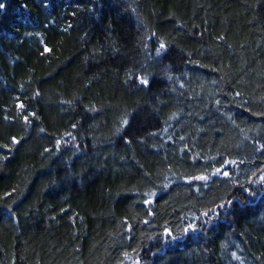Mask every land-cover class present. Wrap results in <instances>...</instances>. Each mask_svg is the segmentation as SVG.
I'll use <instances>...</instances> for the list:
<instances>
[{
  "label": "trees",
  "instance_id": "obj_1",
  "mask_svg": "<svg viewBox=\"0 0 264 264\" xmlns=\"http://www.w3.org/2000/svg\"><path fill=\"white\" fill-rule=\"evenodd\" d=\"M0 3V264H264V0Z\"/></svg>",
  "mask_w": 264,
  "mask_h": 264
},
{
  "label": "snow or ice",
  "instance_id": "obj_2",
  "mask_svg": "<svg viewBox=\"0 0 264 264\" xmlns=\"http://www.w3.org/2000/svg\"><path fill=\"white\" fill-rule=\"evenodd\" d=\"M44 6L47 7L48 5L45 4ZM4 8H5V4L0 3V9H4ZM166 47L167 46L163 42H161L159 44V47L156 49V55L157 56H160L162 54V51L165 50ZM44 51L45 52H48V51H50V49H48L47 47H45ZM135 79L138 80V82H139V84L141 86H150V83L151 82L147 78H145V77H136ZM237 95H239V93H237ZM217 103H219V101H217ZM18 107L24 108V105L23 104H18ZM25 120H27V117H25ZM128 124H129V120L128 119H124L122 121V125L123 126L126 127ZM117 131L119 132L120 129H118ZM12 142L13 143H18L19 141L15 137H13L12 138ZM127 142L130 143L131 141L129 140ZM59 143L60 142L57 141V144L58 145H59ZM260 147L261 148H264V145H261ZM233 163H235V161H227V160L224 161V165H222L220 168H216L215 169V172L213 173V175H223L224 177H228L229 176V172L226 171V170H224V168H225L226 165L233 164ZM262 171H264V170H262ZM253 175H255V173H253ZM193 179L207 181V179H209V177L204 176V175H201V176L194 177ZM250 183H258L260 185H264V175H261L259 177V180L258 181H250ZM241 188H243V185H241ZM244 191L245 192H248V195L249 196L255 195V193L252 192V191H250L249 189H246L245 188ZM236 199L239 200V197H236ZM148 202L149 201H147V200L145 201V203H148ZM231 206H233V199H226L222 203L217 204L215 207L207 209L206 211H204L203 213H201V215L204 216V217H208L209 219H211L212 217H217L219 215V210H225V211H227ZM205 222L207 223L208 221H205ZM189 229L195 230V225L190 224L188 226V228L185 229V231H188ZM168 234L170 235V233H168ZM232 255H233V257L235 259H240V257L237 256L236 253H232Z\"/></svg>",
  "mask_w": 264,
  "mask_h": 264
},
{
  "label": "rangeland",
  "instance_id": "obj_3",
  "mask_svg": "<svg viewBox=\"0 0 264 264\" xmlns=\"http://www.w3.org/2000/svg\"><path fill=\"white\" fill-rule=\"evenodd\" d=\"M224 170H225V168H224ZM214 172H215V171H214ZM214 172H213V173H214ZM213 173H212V174H213ZM212 174H211V175H212ZM211 175H210V176H211ZM207 177H209V176H207ZM187 228H188V226L186 227V229H187ZM189 230H190V229H189ZM189 230H188V231H189ZM188 231H187V232H188ZM185 232H186V231H185ZM132 264H136V263H132Z\"/></svg>",
  "mask_w": 264,
  "mask_h": 264
}]
</instances>
